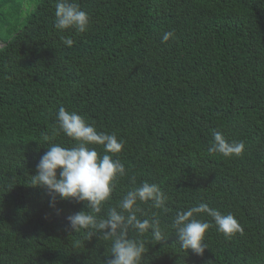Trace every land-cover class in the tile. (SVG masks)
Returning <instances> with one entry per match:
<instances>
[{"label":"trees","instance_id":"1","mask_svg":"<svg viewBox=\"0 0 264 264\" xmlns=\"http://www.w3.org/2000/svg\"><path fill=\"white\" fill-rule=\"evenodd\" d=\"M56 2L0 0V264L111 259V239L69 227L86 202L50 206L31 185L47 147L76 146L59 130L60 107L124 142L111 155L126 173L98 220L144 182L164 193L163 208L138 202L136 212L158 220L162 238L127 233L144 243L140 264H264V0H73L89 14L84 33L55 28ZM214 132L244 152H210ZM201 203L232 214L243 234L225 238L194 214L210 224L208 248L184 250L173 221Z\"/></svg>","mask_w":264,"mask_h":264},{"label":"clouds","instance_id":"2","mask_svg":"<svg viewBox=\"0 0 264 264\" xmlns=\"http://www.w3.org/2000/svg\"><path fill=\"white\" fill-rule=\"evenodd\" d=\"M54 26L58 31L74 29L78 33L88 30L89 14L82 10L73 0H57L55 6ZM174 32H165L162 41L167 42ZM63 43L73 46V40L66 38ZM59 130L76 142L74 147H62L52 144L40 158L37 164V174L32 176L31 185L46 189L52 198L50 206H54L57 196L65 201L75 200L86 202L90 211H80L67 217L69 227L76 231L88 230L91 238L95 233L103 234L105 240L111 239V259L107 264H140L144 253V243L141 240L129 239V229L142 235L151 227L155 239L162 238L158 220H140L136 216L139 203H149L161 209L164 207V193L155 183L144 182L134 190L128 191L117 207L108 211L106 219H97L92 213H100L105 202L109 201L114 182L118 176H124L125 166L113 155L120 153L124 142L118 140L115 133L98 132L94 126L76 112H69L60 107L56 113ZM103 147L104 155H98L95 147ZM245 149L243 142L229 143L222 133H213L210 152L219 153L224 157L240 156ZM59 170V172H58ZM127 212V215L123 213ZM207 213L215 222L218 232L230 239L233 235L243 234V228L232 214L224 215L207 204L201 203L194 208L177 213L172 227L184 250L191 249L196 254H203L205 248V233L210 228L208 222L194 218V214Z\"/></svg>","mask_w":264,"mask_h":264}]
</instances>
